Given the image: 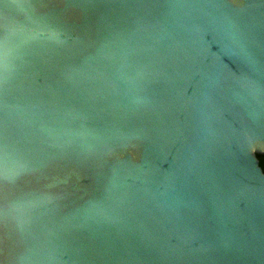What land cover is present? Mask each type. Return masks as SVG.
I'll return each instance as SVG.
<instances>
[{
	"label": "water",
	"instance_id": "water-1",
	"mask_svg": "<svg viewBox=\"0 0 264 264\" xmlns=\"http://www.w3.org/2000/svg\"><path fill=\"white\" fill-rule=\"evenodd\" d=\"M264 0H0V264H264Z\"/></svg>",
	"mask_w": 264,
	"mask_h": 264
},
{
	"label": "trees",
	"instance_id": "trees-1",
	"mask_svg": "<svg viewBox=\"0 0 264 264\" xmlns=\"http://www.w3.org/2000/svg\"><path fill=\"white\" fill-rule=\"evenodd\" d=\"M257 159L259 161V166L262 168L264 171V156L257 155Z\"/></svg>",
	"mask_w": 264,
	"mask_h": 264
}]
</instances>
